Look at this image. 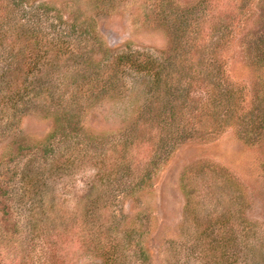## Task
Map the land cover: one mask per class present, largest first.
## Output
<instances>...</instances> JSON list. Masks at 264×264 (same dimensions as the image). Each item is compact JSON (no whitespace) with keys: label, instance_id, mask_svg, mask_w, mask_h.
<instances>
[{"label":"rangeland","instance_id":"374dc122","mask_svg":"<svg viewBox=\"0 0 264 264\" xmlns=\"http://www.w3.org/2000/svg\"><path fill=\"white\" fill-rule=\"evenodd\" d=\"M127 53L166 62L159 86L133 70L84 86ZM13 55L34 71L18 105L25 77L1 76ZM175 114L167 134L145 124ZM129 140L131 176L102 182L96 161ZM105 250L264 264V0H0V264H106Z\"/></svg>","mask_w":264,"mask_h":264},{"label":"trees","instance_id":"16d2710c","mask_svg":"<svg viewBox=\"0 0 264 264\" xmlns=\"http://www.w3.org/2000/svg\"><path fill=\"white\" fill-rule=\"evenodd\" d=\"M207 16H210V15H207ZM207 16H205L204 18H206ZM68 45L70 46V43H68ZM39 49H40L39 52L35 53L37 55V58H40L39 56L42 53L41 47ZM45 52L46 53H44L43 55L49 54L51 58H53L52 54H56V50L54 49L45 51ZM63 55H69V54L64 53ZM8 56H11V55L9 54ZM16 56L17 55H13V58L10 60H12L11 64L13 65L16 64L18 68L13 69V68H10V65H8V68L6 70H2V73H1L2 80L7 78L8 75L10 77L11 75L13 76V72H14V76H16L17 71H18V75H20L21 77H25L24 83L20 85V87L14 91L15 93L12 96L10 95V97H8V100L11 101L12 104L14 105H18L22 102L29 88L27 79H30L31 76L34 75V73L30 75L31 72H34L32 69L28 70L27 72L23 70L22 64L19 62L20 55H18L17 58ZM83 56L85 58L87 55L83 53ZM50 57L47 56L45 58H50ZM41 62L42 60H40V62L36 61L34 64V67L39 66ZM165 63L166 62L164 63L160 62L155 57H153L152 55H148V54L127 53V54L118 55L110 62L109 69L108 70L106 69V71H108L106 72L108 75L104 76L103 73L98 72L94 74L93 76H87L84 79L85 83L83 84L85 87H92L95 84H98L99 86H103V87H108V84L113 86L114 84L113 81L115 80L116 76L124 74L125 71L127 70H133L137 74L153 77L155 84L159 86V83L161 82L163 75H165L163 74V72H161L160 68L164 69V67L166 66ZM36 72H39L35 75L36 77L41 75L40 73L41 69H37ZM22 86H25L24 91L22 90ZM11 87H12V84H10L8 88L11 89ZM175 116L176 114L172 115L170 119L165 118L162 120H159V117L157 116H153V117L150 116L145 121V124L149 125L153 123L154 130L156 129L161 132L165 130L167 134L170 132L169 126L173 124V120H175ZM169 120H172V121H169ZM119 146L120 144L117 145L116 143V147L119 148ZM121 146H122V149L120 153L117 150L109 147L107 148L105 155L102 158H100V160L96 161L98 162L97 163L98 173L100 176L103 177V178L100 177L102 179V182H103L104 177H106V180L108 182L112 181L114 177H116V174L118 172H123L125 176L127 175L126 177L131 176V174L128 173V171L129 170L131 171V166L134 163V160L132 159V157H130L133 143L130 141V144H125ZM65 152L66 151H64V153L62 151L60 152V157L58 158V160L57 158L52 160L51 169L53 172L58 171L62 163L65 165H68L71 163L69 160V156L70 158H72V156L68 154L69 152L67 153ZM110 154H112L113 156H111ZM67 156H68V161L62 162V160L67 158ZM197 207H199L200 210H203L199 204H196V206H194V209H193L194 210L193 214L195 216H196L195 212H197L195 210H197L196 209ZM211 244H209L210 247L213 246ZM226 244L227 243L220 242L217 245H214V247L210 248V252L212 251L210 254L207 252L208 250L205 251V256H207V258H214V256L217 255V251L224 252L225 250H227ZM104 248H105V245L101 247V250H103ZM111 254L112 253L110 251L105 250L104 258H106L105 260L106 264H118L116 259L114 261L113 256Z\"/></svg>","mask_w":264,"mask_h":264}]
</instances>
